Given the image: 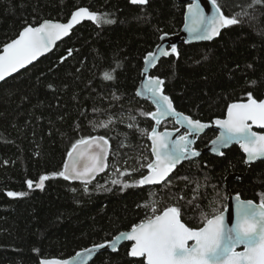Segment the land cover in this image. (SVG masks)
Returning <instances> with one entry per match:
<instances>
[{
	"label": "trees",
	"instance_id": "16d2710c",
	"mask_svg": "<svg viewBox=\"0 0 264 264\" xmlns=\"http://www.w3.org/2000/svg\"><path fill=\"white\" fill-rule=\"evenodd\" d=\"M219 2L233 13L239 5L248 15L214 41L181 44L179 56L163 58L151 73L165 80V94L178 111L203 122L224 118L228 105L247 101L248 92L264 99V5ZM78 7L107 13L114 23H83L54 52L0 85V264L69 258L130 230L152 215L153 206L157 214L179 206L185 223L202 226L203 212L225 209L229 174H242L230 184L234 194L259 202L264 193V161L249 166L238 146L221 157L207 153L184 162L167 186L113 184L119 168L130 170L120 177L123 182L148 172L140 167L152 159L142 130L151 131L154 122L142 113L155 108L136 91L145 56L163 34L181 30L186 5L177 0H148L145 5L130 0H0V51L28 24L67 21ZM113 69L116 78L105 80L103 73ZM109 119L107 128L98 127ZM88 135L105 136L111 152L106 172L87 190L83 182L58 176L45 181L43 189L27 187V180L35 185L41 175L62 171L72 144ZM216 135L206 132L197 148ZM9 191L27 195L10 197ZM130 247L127 243L116 253H102L91 264H143L129 256Z\"/></svg>",
	"mask_w": 264,
	"mask_h": 264
},
{
	"label": "snow or ice",
	"instance_id": "6c2138e0",
	"mask_svg": "<svg viewBox=\"0 0 264 264\" xmlns=\"http://www.w3.org/2000/svg\"><path fill=\"white\" fill-rule=\"evenodd\" d=\"M210 2L211 14H206L200 0L187 5L185 29L192 39L212 40L218 37L223 29L239 25L242 22L241 16L248 15L239 5L236 7H239L240 11L233 13L229 11L227 3L222 5L219 0ZM130 3L145 5L148 0H130ZM256 4L264 5V0H252L248 7H254ZM107 16V13L90 10L89 7H78L66 23L44 19L35 26L28 24L19 33L18 38L5 43L0 51V81L31 65L38 57L50 51L62 37L68 36L74 26L83 20L97 24L114 23L113 20L107 19ZM71 54L72 51L69 50L68 55ZM170 54L179 56L175 45L171 46L170 52L158 46L157 52L147 53L144 58L146 67L143 69L146 79L137 95L146 96L155 105V111L142 115L150 116L157 126L164 118L175 117L176 123L187 130L175 140L167 130L159 132L157 127H153L150 132L147 129L142 130L151 140V153L154 156V159L140 165L148 170L147 175H141L140 179L135 181L123 182L120 177L130 175V170L117 169L119 175L112 181L113 184L122 183L124 188H128L164 182L167 186L171 183L167 179L169 174L181 161L201 154L193 145L209 124L178 111L171 96L165 94V80L159 75L148 74L149 66L154 68L160 56ZM116 67H119L118 63ZM114 71H105L103 78L114 80ZM111 123L112 120L109 119L98 127L107 128ZM214 123L220 126L221 131L219 136L211 141L213 151L223 156L221 149L237 142L247 154L246 164L264 158V131H253L254 125L264 130V99L257 100L248 92L246 102L231 103L227 107L226 118L216 119ZM128 126L133 127L132 124ZM109 150L110 143L105 136H81L67 153L68 159L62 171L52 173L51 177L41 175L35 185L32 180H27V187L43 189L45 181L58 176L65 180L82 181L87 190L90 180L108 167L106 160ZM7 195L23 197L27 193L9 191ZM235 199V223L231 226L226 222L225 212L221 209L213 208L211 214L203 212L202 226L192 227L183 221L179 206H167L159 211V214L153 206L152 215L132 225L129 231L120 232L111 240L77 252L72 259L45 258L40 259L39 264H88L92 254L98 249L108 246L115 251L120 242L125 240L132 242L129 256L141 258L143 264H264V193H260L258 203L241 199L239 194ZM241 245L243 250L238 251Z\"/></svg>",
	"mask_w": 264,
	"mask_h": 264
},
{
	"label": "water",
	"instance_id": "95a60500",
	"mask_svg": "<svg viewBox=\"0 0 264 264\" xmlns=\"http://www.w3.org/2000/svg\"><path fill=\"white\" fill-rule=\"evenodd\" d=\"M177 1H178L179 3H181V4H185V5H186L185 15H184V24H183L181 30H180L178 33H175V34H163V35L161 36V38H160V42H159V44L155 47V49L153 50V52H157V51H158V46H160V47H162L164 50L170 52V51H171V46H172V45H175L176 48H177V51H178V47H179L181 44H198V43H203V42H211V41H214L216 38H218V37L220 36V35H219L218 37H214L212 40H195V39H192V38H191V34L185 29V24L187 23V19H186V17H187V5H188L189 3H195L196 0H177ZM200 2H201L202 7L205 8V12H206V14H211V11H212V5H211L210 0H200ZM137 5H139V4H137ZM89 9H90V8H89ZM90 10H91V9H90ZM70 17H71V16H70ZM70 17H69V19H70ZM54 21H59V22H62V23H66L68 20H67V21L54 20ZM85 22H93V21H89V20L85 19V20H83L80 24L75 25L74 28L72 29V31L70 32V34H69L68 36H66V37H62L61 40L57 41V42H56V45H55L50 51H48V52L44 53L42 56L38 57L37 60L33 61V63H32L31 65H28V66H26V68L21 69V70H19V71L16 72V73H13V74H12L11 76H9V77H6V79H5L4 81H0V85H1L2 83H4L6 80L10 79V78L13 77V76H16V75L19 74L20 72L26 70L27 68L31 67L32 65H34L35 63H37L38 61H40L41 59H43L44 57H46V56H48L49 54H51L52 52H54L55 49L57 48V46H58L61 42H63V41L66 40L67 38H69V37L72 35L73 31H74L77 27H79L80 25H82V24L85 23ZM22 30H23V29H22ZM22 30H21V31H22ZM223 30H224V29H223ZM223 30H222V31H223ZM222 31H221V33H222ZM16 38H18V36H17ZM16 38H14V39H16ZM2 48H3V47H2ZM2 48H1V51H2ZM171 56H177V55H176V54H170V55H168V56H160V57H159V60L156 62V66L158 65V63H159L163 58H170ZM156 66H155L154 68L149 66V72H148L149 75H152L151 73H152V71L156 68ZM145 67H146V63H145V60H144V67H143V69H144ZM145 79H146V77L143 75V70H142L141 79H140V82H139V85H138V88H137L136 93H137L138 91L142 90V88H143V82L145 81ZM138 97H139V98H142V99H145V100H148V101L154 106V108H155V105H154V104L151 102V100H149L146 96H139V95H138ZM241 102H246V101H241ZM174 106H175V105H174ZM154 111H155V110H154ZM180 112H181V111H180ZM184 114H185V113H184ZM185 115H187V114H185ZM226 115H227V111H226ZM226 115H225L224 118H226ZM224 118H217V119H224ZM151 119H152V118H151ZM193 119H194V118H193ZM169 120H173V121L175 122L177 128H176V129H164V130H161V125L163 124V122H165V121H169ZM215 120H216V119H215ZM215 120H213L212 122H204V123H208V124H209V127L206 128V129H205V130L199 135V137H197V138L195 139V144H194L193 146L196 148V150H198V151L201 153L200 156L203 155V154L210 153V154H212V155H215V156H219V157H221V155H219L217 152H215V151L212 150V149H213V145H212L211 141L214 140V139H216V137L219 136L220 131H221L220 126H219V125H216V124L214 123ZM152 121L154 122V127H157V130H158L159 132H163V131H165V130L171 132V133H172V139H173V140L177 139L180 135L184 134V133L186 132V130H187L185 127H181L179 124L176 123V118H175V117H166V118H164V119L161 121V123H160L159 126H157V125L155 124V121H154V120H152ZM202 122H203V121H202ZM177 129H179V131H177ZM209 130H214V131H216V132H217V136H216L215 138H213V139H212V140H211V141H210L205 147H203V148H201V149L197 148V143H198L200 137H201L202 135H204L206 132H208ZM253 131L260 132V131H264V130L260 129L259 126H255V125H254V126H253ZM98 136H100V135H98ZM149 140H150V139H149ZM109 143H110V142H109ZM150 143H151V140H150ZM233 146H238V147L241 149V151L243 152V154L245 155V158H247V154L244 153L243 149L240 147L239 143H237V142H233V143L229 144L228 147H226V148H222L221 151H223V153H224L226 150L232 148ZM110 152H111V144H110L109 154H108V156H107V160H106L108 166H109V162H110ZM152 156H153V155H152ZM200 156H198V157H200ZM198 157H191V158H189V159H185V160L181 161V162L176 166V168H177L178 166L182 165L184 162H187V161H190V160L196 159V158H198ZM67 159H68V157H67ZM67 159H66V162H67ZM153 159H154V156H153ZM260 161H264V158H260V159L254 161V162H252L251 164H248V165H249V166H252V165H254V164H256V163H258V162H260ZM66 162H65V163H66ZM107 168H108V167H107ZM107 168H106L104 171H102V172L98 173L97 175H95V177H94L92 180H90V182H89L88 184L95 182L100 176H102V175L106 172ZM176 168L172 171V173L176 170ZM172 173L169 174V177H168L167 179L170 178V176L172 175ZM146 175H147V174H146ZM241 179H242V174H238V173L229 174V175L227 176V178H226V188H227L228 196H227L226 207H225V209H224V212H225L226 222L229 224V226H231L232 224L235 223V206H236V203H237V201H236V199H235V197H236L237 194H234V193L231 191L230 184H231L232 181H240ZM70 181H74V182H82V181H79V180H70ZM162 184H164V182H162V183H160V184H155V185H143V187H156V186H161ZM240 197H241V199H244V198H242L241 195H240ZM244 200H248V199H244ZM253 201H254V200H253ZM255 202H256V201H255ZM257 203H258V202H257ZM229 217H230V218H229ZM128 231H129V230H128ZM124 232H127V231H124ZM127 243H130V244H131L132 242H130V241H126V240H125V241H121L120 244L118 245L117 250H115V251L112 250V249H111L110 247H108V246H106V247H104V248H102V249H98L97 251H95V252L92 254V257H91V259L88 261V264H91V263L96 259V257L99 256V255L102 254V253H105V252L116 253V252H118V251L120 250V248H121L123 245L127 244ZM189 243L191 244L192 242L190 241ZM90 247H91V246H90ZM88 248H89V247H88ZM85 249H86V248H85ZM83 250H84V249H82V250H80V251H78V252H82ZM237 250H238V251L243 250V246H242V245L239 246V248H238ZM75 255H76V254H74L73 256H71V257H69V258H65V259H72ZM48 259H51V258H48ZM57 259H61V258H57Z\"/></svg>",
	"mask_w": 264,
	"mask_h": 264
},
{
	"label": "rangeland",
	"instance_id": "374dc122",
	"mask_svg": "<svg viewBox=\"0 0 264 264\" xmlns=\"http://www.w3.org/2000/svg\"><path fill=\"white\" fill-rule=\"evenodd\" d=\"M175 123L173 121H169V122H165L162 126H161V129H174V125ZM150 132V130H149ZM148 146V145H147ZM150 149H149V153H151V143H150ZM151 156H152V153H151ZM152 159H153V156H152ZM151 159V160H152ZM150 161V160H149ZM120 169V168H119Z\"/></svg>",
	"mask_w": 264,
	"mask_h": 264
},
{
	"label": "flooded vegetation",
	"instance_id": "af4514ba",
	"mask_svg": "<svg viewBox=\"0 0 264 264\" xmlns=\"http://www.w3.org/2000/svg\"><path fill=\"white\" fill-rule=\"evenodd\" d=\"M169 121H173V120H169ZM169 121H165V122H169ZM165 122H163V124H164ZM173 122H174V121H173ZM174 123H175V122H174ZM163 124H162V125H163ZM162 125H161V126H162ZM173 126H174V129L177 128L176 124H174ZM161 130H164V129H161ZM216 136H217V135H216Z\"/></svg>",
	"mask_w": 264,
	"mask_h": 264
}]
</instances>
